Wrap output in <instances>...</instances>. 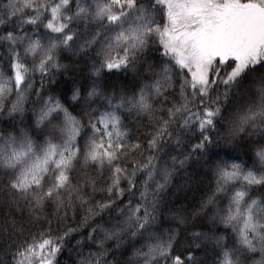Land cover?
<instances>
[{
	"label": "snow or ice",
	"instance_id": "1",
	"mask_svg": "<svg viewBox=\"0 0 264 264\" xmlns=\"http://www.w3.org/2000/svg\"><path fill=\"white\" fill-rule=\"evenodd\" d=\"M0 264H264V0H0Z\"/></svg>",
	"mask_w": 264,
	"mask_h": 264
}]
</instances>
